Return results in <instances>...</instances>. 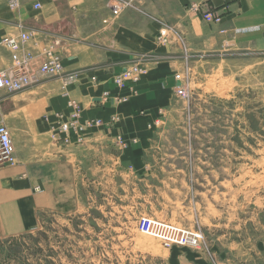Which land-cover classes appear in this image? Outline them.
<instances>
[{"label":"rangeland","instance_id":"obj_1","mask_svg":"<svg viewBox=\"0 0 264 264\" xmlns=\"http://www.w3.org/2000/svg\"><path fill=\"white\" fill-rule=\"evenodd\" d=\"M116 1L126 4L118 18L110 9ZM151 4L0 0V40L28 32L43 46L58 42L65 69L78 56L97 60L92 69L112 71L117 91L134 93L151 63L163 64L173 84L174 75L184 73L191 89L184 99L172 90L155 115L148 111L149 123L133 146L139 154L126 172L80 177L73 203L36 210L27 233L0 234V264H167L173 249L202 253L213 264H263L264 52L227 44L190 50L182 28L154 15ZM129 17L132 23L125 22ZM148 17L163 26L138 36L115 33L119 24L145 25ZM164 27L180 39L170 31L169 42L161 43ZM120 39L138 46L120 47ZM141 59V75L127 76L128 85L120 87L117 77ZM0 123L7 125L6 116ZM39 196L36 183L37 206ZM142 222L149 226L141 228Z\"/></svg>","mask_w":264,"mask_h":264},{"label":"crops","instance_id":"obj_2","mask_svg":"<svg viewBox=\"0 0 264 264\" xmlns=\"http://www.w3.org/2000/svg\"><path fill=\"white\" fill-rule=\"evenodd\" d=\"M151 2L154 15L163 18L162 21L166 20L172 27L182 28L184 44L190 50L206 53L227 44V47L234 45L242 50L264 52V0ZM194 5L199 7L198 12L193 10ZM148 18L150 21L139 26L125 23H132L129 17L128 21L118 25L115 33L121 36L128 31L138 36L152 33L163 23L156 18ZM168 30L180 39L178 31ZM123 40L127 41L120 39V47L138 46L127 42L123 44ZM47 47L50 46H43L35 37L32 38L29 50L34 54L35 66L43 61ZM0 49V71L6 68L16 70L12 54L1 46ZM78 57L81 60H71L70 69L64 67L65 72L78 74L77 81L69 86V90V87L62 89L59 78L49 80L43 77L27 91L26 88L5 99L0 93V120L6 116V126L11 136L12 133L14 135L12 139L17 159L14 166L0 167V234L4 237H16L30 231L36 210L57 207L60 202L73 203V194L79 191L80 177L90 176V173L111 175L126 172L132 165V159L136 160L139 154L137 138L149 123L148 111H153L155 115L158 108L168 103L167 97L172 90L174 94L176 82H169L170 74L163 64L151 63L144 79L135 87L136 93H131L127 89L117 91L111 81L112 71L92 69L99 61ZM125 62L119 60L116 63ZM111 94L114 97L126 96L130 101L116 104L115 99L116 103L108 100ZM71 101H75L77 108L69 105ZM77 111L81 122L96 119L101 121V126L86 130L81 142L74 134L68 136V143L54 138L53 131L62 123L72 121ZM152 126L149 124V128ZM36 183L40 192L38 206L32 200V188ZM44 198L46 204L43 205ZM166 262L213 264L202 253L180 249H173Z\"/></svg>","mask_w":264,"mask_h":264},{"label":"bare ground","instance_id":"obj_3","mask_svg":"<svg viewBox=\"0 0 264 264\" xmlns=\"http://www.w3.org/2000/svg\"><path fill=\"white\" fill-rule=\"evenodd\" d=\"M122 5L124 6V8L121 10L120 14L119 15H115L114 14V9L115 7L119 6V5ZM40 4L39 3H36L35 4V7H39ZM110 9H111V12L113 14L114 17L118 18L119 16H121V14L123 13V11L126 9V4L123 3V2H120V1H116V4L115 5H111L110 6ZM193 10H195L196 12L199 11V7L197 5H194L193 6ZM168 32L169 30L168 29H163L160 31V41L161 43H168L169 42V38H168ZM24 33V32H23ZM25 33H28V32H25ZM22 34V33H21ZM30 35V33H29ZM20 37V34H17V35H13V36H8V37H5V38H2V40H18V38ZM31 37V35H30ZM32 40V37L30 39V41L28 43H26L25 45H20L19 47V50L16 52L14 50H12L11 48L7 47V46H4V45H0L1 47L7 49L11 54H12V60L14 61V65L17 66V62L16 60L14 59V55H18L19 57H21L24 53L26 52H29L32 54L33 56V60L31 61L29 67H28V70H27V74L29 75V83L25 86H23L20 90H17V91H9L7 89H1L0 91H6V92H9V93H17V92H21L23 90H25L26 88L30 87L32 84H34L39 78H42V77H56V78H59L61 80V84H62V89L63 90H66L69 86H71L72 84H74L77 79H78V74L76 72H65L64 70V66H63V61H62V57L60 55H58L56 53V46H58V43H55L54 46H50V47H47L44 49V59L43 61L38 65V66H35L33 64V61H34V54L29 50V44ZM48 50H51L55 55H57L59 57V60H60V63H61V66H62V69H61V72L58 73V74H44V73H41V66L44 64V62L46 61V51ZM145 62L143 59L141 60H138V62L132 64L131 66H128L129 68L126 69V71L121 75V76H118L117 77V84H121L122 86L120 87H124L126 85H128V82L126 80V77L131 75V74H137V76L139 77L143 72V69L145 68ZM15 70L13 68H6L4 70H1L0 71V74L2 73H6V74H12L14 73ZM187 73V72H186ZM184 73H178V74H175L174 75V79L176 80L175 82L178 84L176 85V87L174 88V95L178 98H188L191 94V89H190V84L188 82V80L185 78H182V75ZM178 76V77H177ZM72 77V79H71ZM179 89H183L181 91L178 92ZM132 90L134 93H136V90L134 87H132ZM127 100V97L126 96H117L115 97V101L117 103H121L123 101H126ZM71 107H74V108H77V104L75 103V101H71L70 104H69ZM73 120L68 122V123H62L57 129H55L53 131V137L56 138V139H61L63 140L65 143H68L69 142V135L70 134H74L78 137L79 141L81 142L82 141V136L84 134V132L90 128H97V127H100L101 126V121L97 120L95 123L94 122H91V121H88V122H81L80 121V114L79 112H75V114L73 115ZM0 127H4L9 135H10V139H11V144H12V148H13V156L15 158V163L12 164V165H8V164H5V165H0V167H6V166H14L16 165L17 163V159H16V148H15V145L13 143V139H12V136H11V133L9 131V129L7 128V126L5 124H2L0 123Z\"/></svg>","mask_w":264,"mask_h":264},{"label":"built area","instance_id":"obj_4","mask_svg":"<svg viewBox=\"0 0 264 264\" xmlns=\"http://www.w3.org/2000/svg\"><path fill=\"white\" fill-rule=\"evenodd\" d=\"M124 8L121 4L114 9V14L119 15L121 10ZM31 37L29 33H22L18 40H0V45L7 46L14 51H18L20 45H25L30 41ZM46 61L41 66V73L44 74H58L61 72L62 66L59 57L55 55L51 50L46 51ZM14 59L17 62V67L14 73L0 74V90L7 89L9 91L20 90L23 86L29 83V75L27 74L28 67L33 60L31 53L26 52L21 57L14 55ZM27 68V70H26ZM137 75V74H131ZM178 77V76H177ZM72 79V77H71ZM119 86H122L119 84ZM183 89H179L181 91ZM15 163V158L13 156V148L11 144V139L8 131L4 127H0V165H12ZM160 226V223H155ZM149 226L147 222H142L141 228L146 229ZM179 237V235H178Z\"/></svg>","mask_w":264,"mask_h":264}]
</instances>
